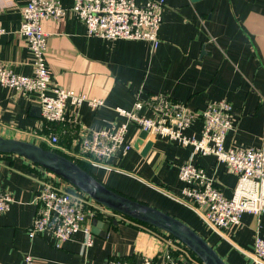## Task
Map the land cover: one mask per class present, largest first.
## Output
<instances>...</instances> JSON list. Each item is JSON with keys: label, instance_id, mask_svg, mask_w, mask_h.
I'll return each mask as SVG.
<instances>
[{"label": "crops", "instance_id": "crops-1", "mask_svg": "<svg viewBox=\"0 0 264 264\" xmlns=\"http://www.w3.org/2000/svg\"><path fill=\"white\" fill-rule=\"evenodd\" d=\"M26 1L14 0L15 7L0 10V61L29 76L31 55L18 33L20 8ZM58 2L62 17L41 22L47 34L46 63L52 83L103 102L98 108L68 107L77 134L81 129L114 130L126 121L116 108L130 110L136 101L146 102L153 96H165L198 113L209 102L226 100L232 106L234 125L224 146L264 153V0H164L156 48L144 40L88 37L85 25L71 10L74 0ZM33 99L0 86L1 136L44 143L41 139L50 127ZM139 115L154 116L145 104ZM201 125L200 120L193 122L185 134L199 136ZM140 132L128 124L125 140L131 148L121 146L109 159L111 170L92 168V174L109 188L190 226L226 264H253L236 248L251 251L257 236L264 239V212L259 217L243 214L240 224L225 231L226 241L209 234L200 219L177 202L184 187L178 169L189 161L213 176L229 197L236 178L225 164L212 155H191V147L166 141L160 150L156 145L161 140L150 137L144 143L151 140L153 144L142 155L144 143L138 150L133 147ZM73 138L60 136L58 149L75 151ZM45 175L22 157L0 156V192L12 196L9 209L0 213V264H24L26 255L35 264H107L113 259L143 264L144 258L153 264H194L185 262L189 254L165 232L116 214L87 219L82 230L58 245L47 234L30 236L35 194Z\"/></svg>", "mask_w": 264, "mask_h": 264}, {"label": "built area", "instance_id": "built-area-1", "mask_svg": "<svg viewBox=\"0 0 264 264\" xmlns=\"http://www.w3.org/2000/svg\"><path fill=\"white\" fill-rule=\"evenodd\" d=\"M164 3V0H147L141 4L135 0H74L71 10L85 25L88 37L144 40L150 42L152 48H156ZM15 5L14 0H0V10L13 8ZM63 12L58 0H27L20 8L18 33L31 55L32 74H17L10 64L0 61V86L33 96L42 120L55 127L48 131L47 137L41 139L42 142L58 148L60 136L72 135L76 150L66 152L68 156L85 161L91 169L111 170L109 159L116 150L121 146L131 148V144L125 140V133L128 124L135 125L154 141L189 146L192 148L191 155L214 156L236 178L230 196L226 197L214 177L208 176L202 167L189 161L178 169V178L184 183V187L177 202L191 210L209 234L229 241L225 231L240 224L243 214L259 217L264 212V153L224 146L225 137L234 125L232 106L226 100L209 102L198 113L165 96H153L146 102L136 101L130 110L116 108L117 114L126 118L116 129H81L77 134L76 123L68 114V107L79 108L86 104L91 108H98L103 102L52 83L46 63L47 34L42 30L41 22L59 20ZM2 33L0 25V36ZM144 104L151 108L153 117L139 115ZM197 120L202 122L199 136L185 134ZM40 170L46 175L35 194L36 211L28 229L30 236L47 234L53 236L58 245L82 230L87 219L118 215L96 204L63 179ZM11 202L12 196L9 193L0 192V213L7 211ZM83 230L87 232L86 229ZM173 240L181 250L187 252L178 240ZM91 243L88 236L86 245L90 246ZM236 249L253 264H264V239L261 237L255 238L251 251L238 247ZM186 261L202 264L190 254L185 255ZM24 264L35 263L30 255H26ZM107 264L133 263L113 259ZM143 264L153 262L144 258Z\"/></svg>", "mask_w": 264, "mask_h": 264}, {"label": "water", "instance_id": "water-1", "mask_svg": "<svg viewBox=\"0 0 264 264\" xmlns=\"http://www.w3.org/2000/svg\"><path fill=\"white\" fill-rule=\"evenodd\" d=\"M146 137L147 133L141 131L134 142V149H140ZM152 144L151 140L145 142L141 154L145 155ZM0 154L22 157L63 179L96 204L165 232L188 248L202 264H226L204 237L181 220L109 188L77 163L51 149L0 135Z\"/></svg>", "mask_w": 264, "mask_h": 264}, {"label": "trees", "instance_id": "trees-1", "mask_svg": "<svg viewBox=\"0 0 264 264\" xmlns=\"http://www.w3.org/2000/svg\"><path fill=\"white\" fill-rule=\"evenodd\" d=\"M47 126L48 127H50V129L51 128H55L54 126H53V124H50V123H47ZM61 138H66V137H61ZM42 147H44V148H47V149H51V150H53V151H55V152H57V153H59V154H61V155H63V156H65V157H67V158H69V159H71L72 161H74L75 163H77L80 167H82L84 170H86L88 173H90V174H92V172H91V168H90V166L85 162V161H83V160H75V159H73V158H71L70 156H68V154L66 153V152H64V151H61V150H59L58 148H52V147H50V146H48L47 144H45V143H43V144H40ZM4 155H6V154H0V156H4ZM93 175V174H92ZM94 176V175H93ZM95 177V176H94ZM115 213V212H114ZM118 215H120V214H118ZM122 216V215H121ZM124 218H126V219H128V220H130V221H133V222H135V223H138V224H141V225H144V226H146V227H148V228H151V229H154V230H158V229H156V228H154V227H152V226H149V225H146V224H143V223H141V222H138V221H135V220H133V219H129V218H127V217H125V216H123ZM170 238H173L172 236H170V235H168ZM173 239H175V238H173ZM177 241V240H176ZM179 242V241H178ZM180 243V242H179ZM181 244V243H180ZM183 247H184V249L194 258V259H196V260H198L197 259V257L190 251V250H188V248H186L183 244H181ZM199 261V260H198ZM200 262V261H199Z\"/></svg>", "mask_w": 264, "mask_h": 264}, {"label": "rangeland", "instance_id": "rangeland-1", "mask_svg": "<svg viewBox=\"0 0 264 264\" xmlns=\"http://www.w3.org/2000/svg\"><path fill=\"white\" fill-rule=\"evenodd\" d=\"M130 125H131V124H130ZM163 142H165V141H159L158 145H156V148L162 150V144H163ZM168 144H169V143H168ZM116 216H118V215H116ZM119 216H120V215H119ZM121 217L124 218L123 216H121Z\"/></svg>", "mask_w": 264, "mask_h": 264}]
</instances>
